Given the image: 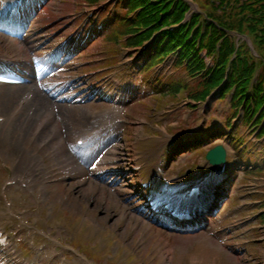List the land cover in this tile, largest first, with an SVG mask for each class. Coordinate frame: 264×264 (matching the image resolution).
Masks as SVG:
<instances>
[{"label":"rangeland","instance_id":"1","mask_svg":"<svg viewBox=\"0 0 264 264\" xmlns=\"http://www.w3.org/2000/svg\"><path fill=\"white\" fill-rule=\"evenodd\" d=\"M111 1L113 3L107 4L110 5L108 9L106 6V9L97 11L91 18L94 22L97 20V23H90L85 29L91 32L86 39L89 44L75 56L73 64L69 66L70 70L66 72L67 80L76 79L78 75L89 70L98 73L105 66L108 67L105 70H111L109 76L113 74L119 78L123 75L127 79L132 77L130 83L135 85L136 93L131 101L123 105L122 110L128 123L116 124L106 133V136H110V132L114 134L111 139L114 140L112 146L108 147L112 151L107 157L111 161L117 160L121 170H127L126 154L138 150L139 162L148 159V169L144 174L148 177L155 175L157 163L162 158L168 141L196 131V140L202 143L221 134L212 133L204 137L202 133L218 128L222 132H231L227 127L229 119L234 118L231 95L227 94L222 99L218 96L212 97L205 105L201 102L196 105L192 103V108H187L191 100L188 95L197 86L200 76L186 75L184 67L174 68L173 59L142 71L143 64L149 58L148 54L140 56L138 53L139 56L133 62L125 65L122 54L124 51L114 41L103 40L102 33L109 23L112 24L114 17L124 14V7L117 6L115 0ZM4 3L17 8L16 0H0V14L3 12ZM88 5L90 4L84 0H46L32 17L31 28L24 35L29 46L38 49L48 47L47 45H53L74 34L77 29V37L82 36L84 25L89 19L84 13V8ZM34 8L35 6H31L29 10L33 11ZM14 45V42L0 35V49L17 59L19 53ZM113 48L120 51L116 52ZM209 61L210 59H205L208 65ZM133 63L134 70L131 71ZM159 80L162 83H166V80L180 82L186 85V89L176 95H161L158 92ZM33 85L10 89L0 87V116L9 121H0V227L10 234L18 232L16 245L20 255L26 260L32 264H81L78 259L66 253L67 246L75 247L82 254L94 258L98 264H264V223L259 224L257 221L250 226L245 220L250 214L243 213L244 210L236 212V208L234 209V205L240 202L238 198L241 194L238 195V192L246 194L247 190L239 191L241 187L238 188L233 183L230 186V198L206 230L195 235L166 234L135 210L132 204L135 198L131 197L134 191L126 186L127 182L111 185L107 182L100 183L96 177L90 175L87 168L75 173L65 165L66 159H77L69 145L70 135L75 134L81 125L93 121L90 111L100 114L101 110L110 111L116 105L102 101L78 104L66 101L56 107L65 150L63 155L54 157L59 151L58 140L52 139L43 145L45 141L42 138L36 141L31 135L35 123L43 115L41 113L44 105L52 101L38 82ZM22 94L30 95V105L11 117L12 108ZM204 106L207 107L206 116L202 119L200 112ZM200 120H204L203 128L197 131ZM238 122L234 128L238 127V134L244 135L245 141L250 144L249 150L257 153L253 156L252 163L262 164L258 155L264 153V136L258 139L256 135L251 140L247 139L246 136L253 132L252 124ZM232 131L234 132L233 128ZM47 132L49 133L48 130ZM47 132L41 137L48 134ZM137 138L140 139L134 144ZM136 144L137 147L133 149ZM215 144H222L230 153L231 167L237 169V173L231 177L232 180L239 179V183L241 181L244 184L251 181L252 190L264 194V173L256 180H252L250 175L241 174L242 164L240 161L236 164V156L225 139H218L197 150L182 153L169 163L164 161L166 176L183 175L186 181L203 178L207 172L205 153ZM26 150L33 153L34 159L37 157L42 160L45 168L60 181L58 184H40L39 188L33 190V196H29L30 191L24 188L8 187L4 190L7 194L5 198L2 193L4 182L13 176L14 164ZM149 150H153V153L146 156ZM172 152L169 151L166 156L168 160ZM199 168V172L187 175L193 169ZM65 172H74V178L65 176ZM179 183V180L173 181L175 186ZM252 214L257 215V212ZM248 219L255 221L257 216ZM30 242H35V247L29 248ZM54 251L57 253L56 257H52ZM7 263L3 258L0 259V264Z\"/></svg>","mask_w":264,"mask_h":264},{"label":"trees","instance_id":"2","mask_svg":"<svg viewBox=\"0 0 264 264\" xmlns=\"http://www.w3.org/2000/svg\"><path fill=\"white\" fill-rule=\"evenodd\" d=\"M190 2L196 3L200 11L192 12ZM128 9L138 12L132 19L120 20L119 30L112 32L110 38H117L119 33L132 34L128 44L141 45L152 35V31H159L156 39L159 44L153 58L181 48L179 60L191 57L189 63L192 67L197 66L193 56L196 44L199 50L203 49L213 56L216 66L210 77L200 83L202 90L197 97H204L211 88L221 83L220 92L228 90L234 85L232 79L240 83V94L245 95V89L251 83L244 81L249 80L254 67L250 62L257 59L259 64L264 65V0H129ZM188 14L190 16L186 19ZM174 24H179V27L174 31L167 29ZM230 32L250 38L258 56L254 57L250 50L244 52L246 44L236 48L227 36ZM243 78L246 79L242 81ZM171 84L175 89L176 82ZM259 92L255 87V97L258 98ZM193 97L197 98L196 95Z\"/></svg>","mask_w":264,"mask_h":264},{"label":"bare ground","instance_id":"3","mask_svg":"<svg viewBox=\"0 0 264 264\" xmlns=\"http://www.w3.org/2000/svg\"><path fill=\"white\" fill-rule=\"evenodd\" d=\"M25 92V91H24ZM24 92H22V93H24ZM23 95V94H22ZM22 95H21V97H20V99L22 98ZM8 100V99H7ZM6 100V101H7ZM40 106H41V103L39 102L38 103ZM8 105V104H7ZM20 104H18L17 105V107L19 106ZM44 108V107H43ZM50 113H52V109H51V107H50V105L46 108V111H45V113H43L44 115L38 120V122L37 123H35V125H34V128H33V131L31 132V135H34V134H36V133H40L41 131H40V129H41V126L42 125H44L46 122H48V121H50L51 119H52V114H50ZM45 118V119H44ZM57 124L58 123H56V127H57ZM50 136H49V134H46V135H44V136H42V141H46L48 138H49ZM28 152L26 151L25 152V154H27ZM54 156H56V153L54 154ZM38 159V158H37ZM37 159H32V158H30L28 155H25L24 157L22 156V157H20V160L19 159H17L18 160V162L16 163V166H17V168L18 169H20V170H22V171H29V169L30 170H36V169H38V163H39V166H40V161H39V159H38V161H37ZM25 163H28L29 165H31L32 166V169H31V167L30 166H27L26 167V165H25Z\"/></svg>","mask_w":264,"mask_h":264},{"label":"water","instance_id":"4","mask_svg":"<svg viewBox=\"0 0 264 264\" xmlns=\"http://www.w3.org/2000/svg\"><path fill=\"white\" fill-rule=\"evenodd\" d=\"M212 160H213V161H214V160H216V161L220 160V155H219V153H216V154H215V153L213 152V159H212Z\"/></svg>","mask_w":264,"mask_h":264},{"label":"snow or ice","instance_id":"5","mask_svg":"<svg viewBox=\"0 0 264 264\" xmlns=\"http://www.w3.org/2000/svg\"><path fill=\"white\" fill-rule=\"evenodd\" d=\"M209 159L212 160L213 159V152H209Z\"/></svg>","mask_w":264,"mask_h":264}]
</instances>
